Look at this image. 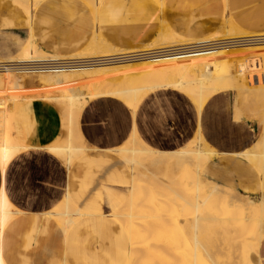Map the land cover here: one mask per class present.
<instances>
[{
  "label": "crops",
  "instance_id": "1",
  "mask_svg": "<svg viewBox=\"0 0 264 264\" xmlns=\"http://www.w3.org/2000/svg\"><path fill=\"white\" fill-rule=\"evenodd\" d=\"M85 1L40 0L29 16L16 1L0 0V35L31 31L44 51L68 56L96 34L115 47L131 49L152 41L162 27L188 38L206 37L227 18L242 29L264 31V0H102L96 11ZM106 96L82 109L79 129L88 149L70 165L49 149L62 135L58 108L39 98L18 107L11 132L28 148L0 164V196L21 212L0 229V264H125L128 234L108 215L110 207L100 197L106 186L117 191L131 187L132 168L116 151L133 133L152 149H179L195 134L197 109L176 89L153 91L137 110ZM233 102L226 93L208 99L203 107L201 130L217 154L202 172L259 198L264 195V169L231 152L249 148L264 136V121L235 120ZM66 189L72 203L88 214L63 233L49 212L64 200ZM258 258L264 264V235Z\"/></svg>",
  "mask_w": 264,
  "mask_h": 264
},
{
  "label": "bare ground",
  "instance_id": "2",
  "mask_svg": "<svg viewBox=\"0 0 264 264\" xmlns=\"http://www.w3.org/2000/svg\"><path fill=\"white\" fill-rule=\"evenodd\" d=\"M14 1L24 2L27 15L30 16L32 13L30 8L35 7L40 0ZM85 2L90 3L93 10L96 11L102 0H86ZM222 24L229 30L223 39H217L216 33L204 39H187L168 27L170 30H167L168 36H165L169 39L163 40L161 42L163 45L160 48L150 49L149 45L145 49L142 46L141 48L144 50L135 52H132L133 49L114 47L105 41L104 37L103 39L96 34L91 41L89 40L88 46L68 56L44 51L37 45L33 33L29 31L22 48L5 62H39L61 58L83 62L90 60L88 64L72 67L74 69L69 68L70 71L48 69L45 72L32 73L34 75L32 79L41 84V88L38 90L44 91V93L48 91L49 95L53 90L68 91L69 97L63 101V104L70 109L72 107L81 108L91 97L103 94L120 97L131 106H129L130 108L134 109L136 102L149 89L153 91L176 89L202 104L209 95L220 90L216 96L230 92L235 94L233 95L234 115L232 114L235 119L241 112L245 111V114H248L255 110L260 114V122H263L264 108L240 109L241 104L239 103L244 99L245 103L248 97L251 99L250 102L261 100L264 103V70L263 66L259 68L261 63H264V31L242 29L239 24L238 26L234 23V19L233 21L228 18L224 19ZM249 25L256 26L255 22H251ZM164 28L162 29L164 30ZM160 33H162L161 30ZM164 34L166 33L162 34V38ZM229 44L235 46L228 48L227 53L239 58V63L236 64L237 68L235 67L234 72L231 70V73L222 71L224 67L218 68L224 56H222L224 51L218 47ZM84 55L92 56L87 59H84L85 57L77 58ZM131 60L134 61L131 63ZM115 63L118 64L114 65ZM0 70L1 73H7V77L16 78L15 73H18L21 79L30 77V74L8 66ZM2 83L3 81L0 80V84ZM19 84L21 85L16 79L11 89ZM6 85L8 86L9 83ZM4 88L6 87L4 86ZM6 92L8 93V91ZM48 94L44 98H50L51 95ZM10 97L3 98L4 100L0 99V164L2 166L6 165L13 155L28 148V145L24 144L17 136L12 135L11 132L13 120L19 110L18 107L27 98L22 96L10 99ZM249 100L246 104L249 103ZM201 111L202 108L197 109L198 124L195 134L190 143L184 147L171 151H160L147 148L139 142L141 148L122 146L116 151L120 155L119 157L131 165L132 169L135 168V165L143 164L136 152H144L148 153L143 157L147 164L164 170L163 176L157 175L147 168H144L142 173L133 170L132 185L128 191H117L106 186V189L103 188L105 189L104 195L100 193V197L106 198L108 206L111 207L108 215L116 219L128 234L130 249L125 264H260L258 245L264 234V195L254 199L248 194L244 195L203 174L202 167L212 156L217 154V151L209 146L202 133ZM70 120L72 121V117ZM67 124L63 120L64 128L68 127ZM77 140L82 142L84 139L82 136H78L75 141L69 139L67 143L48 146L58 154L67 156L68 161H72L73 158L85 152L84 145L76 144ZM129 140L134 142L135 138ZM231 153L247 158L259 170H263L264 136L259 137L256 142L254 141L251 147ZM173 166L175 169L172 168ZM141 177L147 180L149 189L146 193L138 194ZM190 183L192 189L188 188ZM9 205L0 199V229L8 223L11 217L21 212L8 209ZM49 213L61 225L63 233L67 232V229L78 217L88 214L81 209V205L77 207L72 203L67 189L61 207ZM188 213L190 216H187ZM204 221L219 225L225 239L226 249L224 248L222 251L220 248L214 247V250H209L206 240L202 239ZM178 224L188 228L192 236L193 250H191V246L187 248L185 245L178 244V229H180ZM236 246L238 247V256L234 261L236 251L234 247Z\"/></svg>",
  "mask_w": 264,
  "mask_h": 264
},
{
  "label": "rangeland",
  "instance_id": "3",
  "mask_svg": "<svg viewBox=\"0 0 264 264\" xmlns=\"http://www.w3.org/2000/svg\"><path fill=\"white\" fill-rule=\"evenodd\" d=\"M17 3H19L20 5H22V7L26 10V4H23V3H20V2H18V1H16ZM162 28H164V27H162ZM160 29L161 30V32L162 33H160V30L158 31V33H157V35H156V37L151 41V42H149V43H147V45H143V48H145L146 49V47H149V45H150V49L152 48V49H158V48H160L161 47V45H163V44H161V42L163 41V40H166V38L167 39H169V37H167L168 36V31L167 30H169V29H166V28H164V30L163 29ZM227 32H229V30L226 28V27H223V24H221L220 25V27L216 30V31H214L213 33H211L210 35H208V36H206V37H210L212 34L214 35V33H216L217 35H215V37L217 36V39H223L224 37H225V34L227 33ZM163 33H166V34H164V36L165 35H167V36H163V38H162V34ZM26 36H27V34L26 33H21L20 35H0V59H5L6 57H8V56H13V55H16L17 54V52L22 48V44H23V42L25 41V39H26ZM180 36H182V35H180ZM183 37V36H182ZM220 37V38H219ZM246 37H247V35H246ZM184 38H187V39H190V38H188V37H184ZM205 37H196V38H191V39H204ZM159 44H157V43ZM160 42V43H159ZM153 44V45H152ZM250 44H253V43H250ZM259 44V43H258ZM155 45V46H154ZM86 46H88V44L86 45ZM114 46V45H113ZM158 46V47H157ZM233 46H235V45H233V44H229V45H227V46H220V47H218L219 49H221V50H223L224 52H225V54H224V52H223V54H222V58H223V60L221 61V63H220V66H218V68H223L222 69V71H229L230 73L233 71H235V67H236V64H238L239 62V58L238 57H235V55H232V54H229V53H227V49L228 48H230V47H233ZM115 47V46H114ZM155 47V48H154ZM85 48V47H84ZM118 48V47H117ZM143 48H141V47H139V50H138V48H131V50H132V52H135V51H141V49H143ZM144 50V49H143ZM231 55H232V57H231ZM92 55H84V56H79V57H77L78 59H83L84 57V59H87V58H89V57H91ZM226 56V57H225ZM234 56V57H233ZM224 57H225V60H224ZM61 59H68V58H61ZM238 59V60H237ZM234 60V61H233ZM235 60H236V62H235ZM6 60H1L0 61V63L1 62H5ZM76 61V60H75ZM134 60H131V63L133 62ZM233 62H234V64H233ZM118 64V63H117ZM116 63L114 64V65H117ZM262 66H263V68H262ZM237 68V67H236ZM259 68H262L263 70H264V63H261V66L259 67ZM69 68H65V69H63V70H65V71H70V69L68 70ZM72 69H74V68H72ZM217 69V68H216ZM232 70V71H231ZM40 72H45V71H40ZM0 73H1V70H0ZM7 75V73H1L0 74V80H2L3 81V83L2 84H0V99H2V100H4V99H6L7 97L9 98L11 95L13 96H11L10 97V99H12V98H15V97H22V96H24V97H26L27 99L25 100V101H29V100H32V99H43L44 101H48V102H50V103H52V104H54L57 108H58V110H59V112L61 113V130H62V135L59 137V138H57L56 139V141L53 143L54 145H56V144H64V142L65 143H67L68 142V140L70 139L71 141H75V139H77L78 138V136H82L83 137V134H82V132L80 131V129H79V118H80V115H81V112H82V109L84 108V106H82L81 108L80 107H72L71 109H70V107H68V108H66L65 107V105L63 104V101H66L67 99H68V97H69V92L68 91H66V90H64V91H58V90H53L52 91V93H51V91H50V95L47 93L48 91H45V93H44V91H41V90H38V89H40L41 88V84H40V82H38L37 80H35V79H32L33 77H34V75H32V74H30V77H27V78H20L19 76H18V73H15V75H16V78L14 79L12 76L11 77H7L6 76ZM39 76V75H38ZM37 76V77H38ZM37 77H35V78H37ZM39 77H41V76H39ZM38 77V78H39ZM12 78H13V80H12ZM16 79L17 80H19V82L21 83V85L19 84V85H17L14 89H11V86H12V84L13 83H15V81H16ZM15 80V81H14ZM8 81H10V82H8ZM31 82H33V83H31ZM6 83H9V85L7 86L6 85ZM4 86L6 87V88H4ZM17 87H20L21 89H18ZM2 88H3V91H2ZM17 88V89H16ZM154 89V88H153ZM19 90V91H18ZM21 90V91H20ZM6 91H8V93L6 92ZM19 93H18V92ZM219 91L220 90H218V91H216V92H214V93H212L211 95H209L205 100H204V102H202V104H199L198 102H196L195 100H194V98L193 97H190V96H188L187 98H184V100L186 99L187 101H188V103H187V105H191V107L193 108V109H201L202 108V111H203V107H204V105H205V103H206V101L208 100V99H210V98H212V97H215L218 93H219ZM3 92V93H2ZM150 92V93H149ZM152 92H153V90H151V89H149L146 93H144V95H142L139 99L140 100H138L137 102H136V104H135V107H134V109H138V107H139V104L141 103V101L145 98V97H147V96H149V95H151L152 94ZM231 93V96H232V98H233V101H234V96L233 95H235L233 92H230ZM233 93V94H232ZM246 93H248L247 91H246ZM5 94V95H4ZM9 94H11L10 96H8ZM49 95L50 96V98H44V96H46V95ZM169 94L170 95H174L173 93H170L169 92ZM104 95L106 96V95H108V94H103V95H97V96H93V97H91L90 99H88V102L90 101V100H92V99H97V98H102V97H104ZM36 96V97H35ZM41 96V97H40ZM43 96V97H42ZM110 96V98H112V99H115V100H117V101H119L120 103H122L123 105H125L127 108H129V109H132V108H130L131 106L124 100V99H121L120 97H115L114 95H108V96H106V97H109ZM211 96V97H210ZM31 97V98H30ZM4 98V99H3ZM119 98V99H118ZM192 98V99H191ZM248 100L250 99L249 97L247 98ZM122 100V101H121ZM245 100V99H244ZM244 100H242V102L240 101V103L239 104H241L239 107H240V109H263L264 108V103H262L261 102V100H254V101H252V102H250L251 101V99L249 100V103L248 104H246V102L248 101V100H246V102L244 103ZM25 101H23V102H25ZM62 102V103H61ZM5 103H6V101H5ZM63 104V105H62ZM246 104V105H245ZM253 104V105H252ZM234 102H233V108L235 109V107H234ZM130 106V107H129ZM198 106H200V107H198ZM63 107H65V108H63ZM245 107V108H244ZM63 109H64V111H63ZM202 111H201V113H202ZM232 111H233V109H232ZM77 112H78V114H77ZM234 112V111H233ZM233 112H232V114H233ZM246 112L244 111V112H241L240 113V115L238 116V117H236V119H235V117L233 116V118L235 119V120H258V121H260V114H259V112L257 113V112H255V110H253V112L252 113H248V114H245ZM71 114H77V115H72L71 116ZM244 114H245V116H244ZM250 114V115H249ZM258 114V115H257ZM65 115V116H64ZM248 115V116H247ZM77 116V117H76ZM257 116V117H256ZM66 117V118H65ZM71 117H72V121H73V123H72V121L70 120L71 119ZM74 117V118H73ZM254 117V118H253ZM248 118V119H247ZM259 118V119H258ZM63 120L64 121H66V124L68 125V127H65V128H67V129H65L63 126H62V122H63ZM77 125H76V124ZM78 129V130H77ZM133 132H135V131H133ZM77 134V135H76ZM61 138V139H60ZM132 139V138H135V141L133 142V141H130L129 139ZM83 139H84V137H83ZM191 139V138H190ZM62 140V141H61ZM189 140V139H188ZM187 140V141H188ZM57 141H59V142H57ZM84 141V142H83ZM82 142H80V141H76V144H82V145H84V148H85V152H82L81 154H79L77 157H75V158H73L72 159V161L70 160V161H68V157L67 156H62L61 154H58L57 152H55L62 160H63V162H64V164L65 165H70V164H72L73 163V161L74 160H77L80 156H82L83 154H85L86 153V151H87V149H88V147H86L87 145L85 144V140H83ZM186 141V142H187ZM133 142V143H132ZM139 142L142 144V145H144L145 147H147V148H150V149H152L151 147H149L147 144H145L144 142H142L138 137H137V135L135 134V133H133L120 147H129V146H135L136 148H141L140 146H139ZM184 143V145H183V147L184 146H186L188 143H190V141H188L187 143ZM138 143V144H137ZM133 144V145H132ZM135 144V145H134ZM209 146L211 147V148H213L210 144H209ZM120 147H118V148H120ZM179 148H181V147H179ZM214 149V148H213ZM154 150V149H153ZM139 153V154H138ZM136 152V154L139 156V158H140V160H141V162L143 163L142 165H135V168L134 169H132V171L134 170V171H136V172H144V168H147L149 171H152V172H154V173H156L157 175H161V176H163V169H156L155 167H153L152 165H149V164H147V162H145V158H143L144 156H147L148 155V153H142V152ZM143 154H145V155H143ZM141 156V157H140ZM213 157V156H212ZM131 166V165H130ZM140 166V167H139ZM173 169H175V166H173L172 167ZM142 179H141V181H140V185L138 186V189L139 190H137V192H138V194H140V193H146V192H148V190L147 189H149L147 186H148V184H147V180H145V178H143V177H141ZM192 183V182H191ZM191 183L188 185V188L189 189H192V185H191ZM132 185V184H131ZM143 188H144V190H143ZM141 189H142V191H141ZM139 191H141V192H139ZM242 194H244V195H247V194H245V193H242ZM250 197H252V198H254V199H257V197L255 196V195H249ZM0 199H3L5 202H6V204L7 205H9L10 203L8 202V200H6V198L4 197V196H0ZM63 203V201H61L57 206H55L52 210H55L56 208H59V207H61V204ZM10 206V207H9ZM8 206V209H11V210H13L12 208H13V206H11V205H9ZM110 209H111V207H110ZM76 216V215H75ZM187 216H190V213H188V215ZM52 217V219H54V221H56V219L53 217V216H51ZM80 217H78L77 219H79ZM76 219V220H77ZM58 221H56V223H57ZM75 222V221H74ZM178 225H180V229H178V244L179 245H182V246H184L185 245V247H187V248H189V246H191V250H193L192 249V236L190 235V233H189V231H188V228H186V227H184V225H182V224H178ZM71 227V226H70ZM202 239L203 240H206V245H208V248H209V250L210 249H212V250H214V247H217V249H219L220 248V250H224V248L226 249V243H225V239L223 238V236H222V234H221V229H220V227H219V225H214V224H212V223H209V222H206V221H204V226H203V228H202ZM186 233V234H185ZM264 235V234H263ZM263 235H262V237H263ZM127 236V235H126ZM261 237V238H262ZM260 243V242H259ZM221 244V245H220ZM222 245H224V246H222ZM222 246V247H221ZM258 247H259V245H258ZM234 249L236 250L235 251V256H234V261L237 259V249H238V247L236 246V247H234ZM261 264V263H260Z\"/></svg>",
  "mask_w": 264,
  "mask_h": 264
},
{
  "label": "built area",
  "instance_id": "4",
  "mask_svg": "<svg viewBox=\"0 0 264 264\" xmlns=\"http://www.w3.org/2000/svg\"><path fill=\"white\" fill-rule=\"evenodd\" d=\"M92 61V60H91ZM90 63V60L75 61L73 59H55V60H44V61H12V62H1L0 69L14 68V70H19L21 72H26L32 74L34 72L45 71L48 69L51 70H61L65 68L80 67L83 64ZM2 66V67H1Z\"/></svg>",
  "mask_w": 264,
  "mask_h": 264
}]
</instances>
